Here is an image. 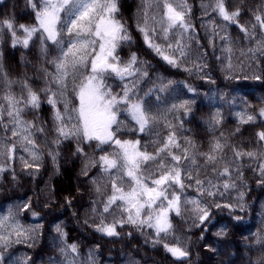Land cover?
I'll return each mask as SVG.
<instances>
[{
	"label": "snow or ice",
	"instance_id": "6c2138e0",
	"mask_svg": "<svg viewBox=\"0 0 264 264\" xmlns=\"http://www.w3.org/2000/svg\"><path fill=\"white\" fill-rule=\"evenodd\" d=\"M0 264H264V0L0 15Z\"/></svg>",
	"mask_w": 264,
	"mask_h": 264
},
{
	"label": "trees",
	"instance_id": "16d2710c",
	"mask_svg": "<svg viewBox=\"0 0 264 264\" xmlns=\"http://www.w3.org/2000/svg\"><path fill=\"white\" fill-rule=\"evenodd\" d=\"M190 2L194 3L197 8H198V4H199V0H190ZM15 5V9H13V6ZM13 10H15L18 14L23 13L25 11V0H0V15H2L3 13L6 12H12ZM196 16L198 17L200 15L199 11L196 10ZM19 22H26L24 19H21ZM21 55H23L27 60L32 61L33 63H35V60L33 58L32 53H27V52H16L14 54H9L7 57V64L11 67V72L13 76H18L21 73L27 71L28 74L31 76L33 75V70L31 68H24L23 66H21L19 64V60ZM27 118H31L30 116ZM251 131V130H249ZM245 135L247 136L248 133H245ZM67 153V150H65ZM64 167L66 168V174L57 178L54 183L58 186L61 185H66L70 182L74 183V170L78 168V165H73L71 163V161H69L67 164L64 165ZM43 179H47V174L44 175ZM43 179L41 180V186H43ZM253 195H256V193H254ZM73 235H76V232H73ZM133 243H142L141 241H133ZM109 247H112V245H109ZM115 247L117 249H119L120 245L117 244L115 245ZM130 250V249H128ZM143 251V250H142ZM105 254L107 255V250L105 252ZM116 254V253H114ZM149 255L153 256L157 261H164V256L162 254H158V253H149Z\"/></svg>",
	"mask_w": 264,
	"mask_h": 264
}]
</instances>
